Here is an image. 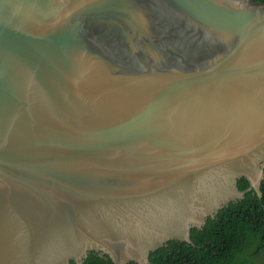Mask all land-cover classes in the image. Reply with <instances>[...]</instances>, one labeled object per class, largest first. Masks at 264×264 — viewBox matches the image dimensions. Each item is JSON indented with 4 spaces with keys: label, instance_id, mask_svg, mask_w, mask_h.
Listing matches in <instances>:
<instances>
[{
    "label": "water",
    "instance_id": "1",
    "mask_svg": "<svg viewBox=\"0 0 264 264\" xmlns=\"http://www.w3.org/2000/svg\"><path fill=\"white\" fill-rule=\"evenodd\" d=\"M263 180L264 4L0 0V264H149Z\"/></svg>",
    "mask_w": 264,
    "mask_h": 264
},
{
    "label": "trees",
    "instance_id": "2",
    "mask_svg": "<svg viewBox=\"0 0 264 264\" xmlns=\"http://www.w3.org/2000/svg\"><path fill=\"white\" fill-rule=\"evenodd\" d=\"M255 2L264 4V0ZM237 188L245 191L249 184L242 178ZM260 191V198L250 190L243 200L230 203L214 220H208L203 229L191 230V244L169 241L156 249L150 253L149 264H253L254 258H264V180ZM83 264L112 263L89 253Z\"/></svg>",
    "mask_w": 264,
    "mask_h": 264
},
{
    "label": "rangeland",
    "instance_id": "3",
    "mask_svg": "<svg viewBox=\"0 0 264 264\" xmlns=\"http://www.w3.org/2000/svg\"><path fill=\"white\" fill-rule=\"evenodd\" d=\"M253 249L254 248L252 247L251 250L247 251L246 252V256L248 255V253H251L253 251ZM252 261H253V264H263L264 263V258L261 255V256H259L257 258H254Z\"/></svg>",
    "mask_w": 264,
    "mask_h": 264
}]
</instances>
